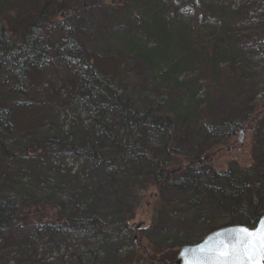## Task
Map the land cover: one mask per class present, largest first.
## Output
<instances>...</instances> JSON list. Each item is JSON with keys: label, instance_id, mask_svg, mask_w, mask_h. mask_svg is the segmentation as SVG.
<instances>
[{"label": "trees", "instance_id": "trees-1", "mask_svg": "<svg viewBox=\"0 0 264 264\" xmlns=\"http://www.w3.org/2000/svg\"><path fill=\"white\" fill-rule=\"evenodd\" d=\"M20 1L34 5L33 9L20 13V6L8 9L6 2H0V127L14 124L20 109L24 108L25 114L33 113L35 89L60 75L66 81L72 78L81 83L76 95L81 101L117 111L120 125L136 137L128 142L117 140L111 128L102 125L104 137L112 147L108 153L85 151L54 138L5 154V161L39 160L48 148L57 146L71 156L112 168H137L146 161L150 172L145 181L157 194L172 187L175 198L191 209L201 202L187 195V188L195 185L202 189L209 212L217 210V215L226 220L217 225L218 219H213L209 233L227 226L254 228L264 215V102L254 103L259 96L258 86L264 84V64L249 70L244 58H257L264 63V0H240L239 10H231L232 0H112L109 5L114 3L116 8L134 7L125 24L128 52L125 57L119 54L120 62H99L94 56L83 58L78 43L85 15L104 7L107 0L15 3ZM246 23L253 28L240 34L238 27ZM130 50H137L136 55ZM169 61H174L172 67L194 73L189 85L197 90L206 88L203 101L165 113L159 110L166 98L164 94L146 110L122 102L119 69L128 67L130 62L144 69ZM30 88L33 92H24ZM15 106L16 111L12 108ZM239 131L251 136L248 159H230L226 166L218 168L215 157L224 151H235L233 139ZM158 138L160 148L148 144ZM3 185L6 188L0 197V230L42 223L43 227L53 225L56 231L63 225L75 224L92 231L100 241L115 225L104 224L96 215L68 222L55 204L48 206V201L45 203L25 188H19L18 202L9 194L8 187H15L14 182ZM22 190L29 192L28 196ZM157 199L151 226L157 224L159 205L168 203L160 194ZM139 249L122 264H143V260L171 264L162 258L168 249H149L145 245Z\"/></svg>", "mask_w": 264, "mask_h": 264}, {"label": "rangeland", "instance_id": "rangeland-1", "mask_svg": "<svg viewBox=\"0 0 264 264\" xmlns=\"http://www.w3.org/2000/svg\"><path fill=\"white\" fill-rule=\"evenodd\" d=\"M1 1L6 2L8 9L20 6V13L34 7L27 1L18 4L15 0ZM111 1L107 0L104 7L91 10L83 18L78 38L83 58L94 56L99 62L108 59L120 62L119 54L124 56L128 52L124 39L125 24L134 7L116 8L114 3L109 5ZM230 7L231 10H239L242 4L240 0H232ZM8 14L13 16L14 12ZM252 28L246 23L240 25L238 31L244 34ZM136 51L130 50V54L136 55ZM244 61L249 70L264 64L257 58L246 57ZM172 63L174 61L142 69L130 62L128 67L119 69L122 102L146 110L164 94L166 98L161 101L159 110L165 113L203 101L206 88L197 90L189 85L194 73L172 67ZM145 76L148 78L145 79ZM33 79L36 81L35 76ZM49 80L50 84L45 82L34 88L37 102L33 113L25 114V109H20L15 114L14 124L0 127V197L6 188L3 184L14 182L15 187H8L9 194L17 197L18 202L19 188H25L40 196L45 203L48 201V206L55 204L57 211L68 222L96 215L104 224L115 225L100 241L92 231L75 224L63 225L56 231L53 225L43 227L42 223L24 228L10 226L0 230V264H110L112 261L122 264L131 254L140 252L139 248L144 245L149 249H168L162 258L173 264L182 246L197 244L209 234L208 226L213 219H218L217 225H223L226 221L224 217L217 215V210L209 212L202 189L195 185L187 188V195H193L201 204L194 208L191 206V209L175 198L172 187L161 189L157 194L145 181L149 179L150 172L146 161L140 162L137 168H112L71 156L70 152L58 146L48 148L39 160L5 161V154L54 138L85 151L108 153L112 147L104 137L102 125L111 128L117 140L128 142L136 137L135 133L120 125L117 111L92 107L78 99L76 95L80 82L72 78L66 81L60 75ZM31 88L24 92H33ZM257 89L259 96L254 101L256 104L264 102V84ZM12 108L16 111V106ZM240 133L237 132L234 142H237ZM250 141L251 136L245 134L242 145L234 143L235 151L219 153L214 159L219 164L218 168L226 166L230 159L247 160ZM148 144L160 148L162 143L158 138L149 140ZM24 190L23 195L28 196L29 192ZM159 194L168 203L159 205L157 224L151 226L153 207L159 204ZM124 222H127L126 227ZM175 247L177 253L173 251ZM143 264L151 263L143 260Z\"/></svg>", "mask_w": 264, "mask_h": 264}, {"label": "snow or ice", "instance_id": "snow-or-ice-1", "mask_svg": "<svg viewBox=\"0 0 264 264\" xmlns=\"http://www.w3.org/2000/svg\"><path fill=\"white\" fill-rule=\"evenodd\" d=\"M183 264H264V222L249 229L237 226L227 240L181 250Z\"/></svg>", "mask_w": 264, "mask_h": 264}, {"label": "water", "instance_id": "water-1", "mask_svg": "<svg viewBox=\"0 0 264 264\" xmlns=\"http://www.w3.org/2000/svg\"><path fill=\"white\" fill-rule=\"evenodd\" d=\"M242 134H243V132L240 133V136H239V138H238V140L236 142L239 145H242L243 144L244 135H242ZM262 222H264V215H262L258 219V221L256 222L254 228L257 227L258 225H260ZM236 227L237 226H227V227H223V228L217 229V230L209 233L207 236H205L197 244L184 245V246H182L178 250V253H177L176 257H175V260H174V263L173 264H183V260L180 258L181 250L189 249V248H194L195 246L200 245V244H204L205 242H207L208 245L211 246L212 244L218 243L221 240H227L228 237H229V233L231 232V230L234 229V228H236Z\"/></svg>", "mask_w": 264, "mask_h": 264}]
</instances>
